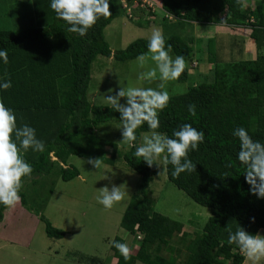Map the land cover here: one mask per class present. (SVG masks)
<instances>
[{"label":"trees","instance_id":"trees-1","mask_svg":"<svg viewBox=\"0 0 264 264\" xmlns=\"http://www.w3.org/2000/svg\"><path fill=\"white\" fill-rule=\"evenodd\" d=\"M26 1L27 9H21L20 17L33 25L21 32L0 30V48L7 51L9 61L7 65L0 63V77L6 72L12 82L10 89L0 91V102L14 110L18 126L27 123L35 128L37 138L45 144L42 153L31 149L24 153L33 171L23 180L19 195L22 205L28 208L22 191L28 181L33 183L52 173L63 182L79 178L78 169L68 165L71 157L86 158L92 152L106 165H114L118 146L96 135L103 124L119 121L120 114L109 106L94 105L88 98L91 67L99 56L121 63L136 60L147 52L148 40H137L115 53L110 49L105 29L126 13L122 0H109L111 15L101 17L83 37L66 30L68 25L50 9V0ZM126 2L129 7L139 5L136 0ZM161 10L166 20L179 25L250 28L249 39L255 45L256 57H240L243 47L237 37L226 41L230 44L227 54L221 47L216 52L218 36L209 38L206 50L208 63L213 65L212 81L171 96L167 107L159 113L157 131L164 135L171 137L173 130L183 123L205 133L198 150L188 154L195 170L173 177L172 166L165 165L167 180L196 204L210 210L201 232L190 233L185 224L155 210L148 194L158 166L148 167L133 157L134 149L128 147L123 160L140 176V181L124 211L121 229L140 240L127 261L113 244L112 256L116 264H176L182 253V264H243L239 249L227 243L228 233L239 225L251 234L264 231V198L249 191L244 170L236 160L238 140L232 136V130L244 127L253 140L264 143V0H162ZM165 43L172 46V57L180 55L185 59V71L176 81L188 82L195 63L193 42L165 37ZM189 105H195V117L189 114ZM140 133H149L146 124L137 130L138 138ZM108 147L110 156L102 157ZM6 210L0 205V223ZM36 214L49 238L65 236L64 231ZM114 241L126 243L119 237ZM75 257L79 264H104L96 257Z\"/></svg>","mask_w":264,"mask_h":264},{"label":"rangeland","instance_id":"rangeland-1","mask_svg":"<svg viewBox=\"0 0 264 264\" xmlns=\"http://www.w3.org/2000/svg\"><path fill=\"white\" fill-rule=\"evenodd\" d=\"M139 1L140 6L135 4L130 8L131 19L128 18L129 14L125 13L105 29V39L113 53L126 49L137 40H148L153 28L161 29L164 37H179L184 41H192L195 63L190 70L191 79L186 83L167 82L165 89L170 97L181 95L189 87L206 80L212 81L213 65L208 63L209 56L206 50L209 38L218 36L216 52L218 53L221 47L224 54H227L230 44L226 41L232 42L233 38L237 37L243 47L240 57L242 58V55L245 59L256 57L255 45L249 39L250 28L194 23L179 25L165 19L166 15L160 8L162 0H148L155 6V16L147 5H143L142 0ZM26 3V0H0V30L21 32L33 25L27 24L28 20L25 21V17H20L21 9H27ZM253 4L254 2L252 6ZM236 57L238 58L237 55ZM151 67H154V64L150 59L144 67H140L137 60L121 63L113 58L99 56L91 67L88 98L94 105L111 107L106 98L115 96L119 88L127 86L129 82L135 87L156 89L160 83L158 79L151 82L137 80L139 73ZM125 100L126 98H122L121 103H125ZM119 127L120 121H110L103 124L96 135L118 146L113 166L106 165L99 157L101 166L99 169L94 168L87 163L89 158L98 159L91 152L86 158L71 157L68 160V165L78 169L79 178L63 182L52 173L23 185L22 191L26 194V206L29 209L22 205L20 199L19 203L7 207L4 212L0 226L2 234L0 264H79L75 254L102 259L104 264H116L110 247L117 237L126 241L130 252L138 248L140 237L129 236L121 229L124 211L132 195L137 191L140 176L127 167L123 160L128 145L122 142ZM110 153L111 149L105 148L102 157H109ZM163 155L161 154V159L156 161L159 164L158 173L150 184L148 196L155 204L157 212L185 224L189 227L190 233L201 232L202 226L210 217V210L196 204L167 180ZM113 185L117 187L122 185L121 190L125 192V196L112 208L105 209L97 203L96 196L100 188L110 189ZM37 212L54 228L64 231L65 236L61 239L49 238L39 216L37 217ZM23 215L25 219H22ZM164 255L170 257L167 253ZM184 257L182 253L176 264H182Z\"/></svg>","mask_w":264,"mask_h":264},{"label":"clouds","instance_id":"clouds-1","mask_svg":"<svg viewBox=\"0 0 264 264\" xmlns=\"http://www.w3.org/2000/svg\"><path fill=\"white\" fill-rule=\"evenodd\" d=\"M136 4L140 6L141 3L139 1V5ZM49 7L57 19L68 25V32L81 37L101 17L111 15L109 0H50ZM130 8L132 7L128 5L124 8L129 19L132 18ZM171 51L172 46H166L162 30L153 28L148 37L147 52L138 55L136 60L140 67H144L150 59L154 67L139 73L137 80L151 82L158 79L160 83L157 88L135 87L129 82L127 86L120 87L115 96H108L106 99L111 109L120 114L118 129L121 130L122 142L134 149L132 156L152 167L154 164L159 165L155 162L164 154L163 163L170 164L173 168L171 175L178 177L181 173L195 170L196 165L188 158V154L198 150L205 140V133L189 123L179 125L177 130H173L171 137L157 131L160 128L159 113L167 107L170 99L165 84L178 80L185 71L184 57L177 55L173 58ZM8 62L7 51L0 48V63L7 65ZM11 87L12 82L5 72L0 77V91ZM122 98H126L125 103H121ZM188 112L195 117V105H189ZM145 124L150 134L140 133L138 138L137 130ZM232 136L238 140L236 160L244 170L249 191L257 198H264V143L253 140L244 127L234 128ZM29 149L42 153L45 151V144L37 138L35 128L27 123L18 126L14 110L0 102V205L12 207L19 203L22 182L33 171L31 164L24 159V153ZM87 163L96 169L101 166L100 159L89 158ZM121 186L100 188L96 196L97 203L105 209L112 208L125 196ZM227 243L239 249L244 257V264H262L264 261V235L251 234L239 225L234 232L229 231ZM112 244L127 261L130 255L128 245L119 241H113Z\"/></svg>","mask_w":264,"mask_h":264},{"label":"built area","instance_id":"built-area-1","mask_svg":"<svg viewBox=\"0 0 264 264\" xmlns=\"http://www.w3.org/2000/svg\"><path fill=\"white\" fill-rule=\"evenodd\" d=\"M142 3H143V5L144 4L147 5L146 7L150 8L152 11L155 10V8H154L155 6H154V4L152 2L149 3L148 0H142ZM122 4H123V8L126 9L127 8L126 0H122ZM169 19H173V18L169 17ZM250 22H253V19H251ZM244 28H247V27H244Z\"/></svg>","mask_w":264,"mask_h":264},{"label":"crops","instance_id":"crops-1","mask_svg":"<svg viewBox=\"0 0 264 264\" xmlns=\"http://www.w3.org/2000/svg\"><path fill=\"white\" fill-rule=\"evenodd\" d=\"M161 4V3H160ZM161 8V7H160ZM28 217H30L29 215H27ZM13 217V216H12ZM36 217V216H35ZM15 218V217H14ZM22 219H25V215H23L22 216ZM0 226H1V223H0ZM259 234H261V235H264V231H259L258 232ZM2 236V234H1V232H0V237ZM262 263H264V262H262ZM244 264V263H243Z\"/></svg>","mask_w":264,"mask_h":264}]
</instances>
